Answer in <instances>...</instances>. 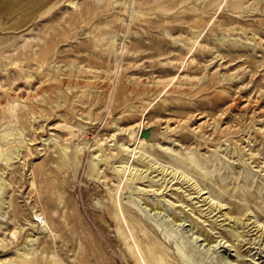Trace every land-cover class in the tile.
<instances>
[{
    "label": "rangeland",
    "instance_id": "374dc122",
    "mask_svg": "<svg viewBox=\"0 0 264 264\" xmlns=\"http://www.w3.org/2000/svg\"><path fill=\"white\" fill-rule=\"evenodd\" d=\"M24 1L0 264H264V0Z\"/></svg>",
    "mask_w": 264,
    "mask_h": 264
},
{
    "label": "crops",
    "instance_id": "0c3cea01",
    "mask_svg": "<svg viewBox=\"0 0 264 264\" xmlns=\"http://www.w3.org/2000/svg\"><path fill=\"white\" fill-rule=\"evenodd\" d=\"M25 1L27 2L26 7H29V6L31 5V3H33L32 0H25ZM25 1H24V2H25ZM20 2H21V0H20ZM20 2H17V6H18V8H24V7H22V6L19 5ZM21 4H23V3H21ZM30 7H31V6H30ZM12 12H13V10H11V13H12ZM7 14L10 15L9 12H7Z\"/></svg>",
    "mask_w": 264,
    "mask_h": 264
},
{
    "label": "bare ground",
    "instance_id": "6f19581e",
    "mask_svg": "<svg viewBox=\"0 0 264 264\" xmlns=\"http://www.w3.org/2000/svg\"><path fill=\"white\" fill-rule=\"evenodd\" d=\"M132 217H133V216H132ZM132 220H133V219H132ZM132 220H131V221H132ZM162 255H163V254H162ZM148 264H154V263L149 261V263H148ZM160 264H161V262H160Z\"/></svg>",
    "mask_w": 264,
    "mask_h": 264
}]
</instances>
